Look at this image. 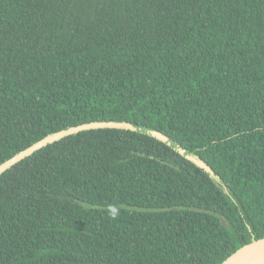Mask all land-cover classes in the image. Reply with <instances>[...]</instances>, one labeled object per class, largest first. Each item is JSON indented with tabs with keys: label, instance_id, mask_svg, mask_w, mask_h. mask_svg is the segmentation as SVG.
Listing matches in <instances>:
<instances>
[{
	"label": "trees",
	"instance_id": "obj_1",
	"mask_svg": "<svg viewBox=\"0 0 264 264\" xmlns=\"http://www.w3.org/2000/svg\"><path fill=\"white\" fill-rule=\"evenodd\" d=\"M0 264H222L264 238V0H0Z\"/></svg>",
	"mask_w": 264,
	"mask_h": 264
},
{
	"label": "water",
	"instance_id": "obj_2",
	"mask_svg": "<svg viewBox=\"0 0 264 264\" xmlns=\"http://www.w3.org/2000/svg\"><path fill=\"white\" fill-rule=\"evenodd\" d=\"M97 129H117V130H126V131H132V132L144 134L146 136L162 141L164 144L176 150L183 157L193 160L199 164V162L196 161L193 157H191V155L187 154L185 151L172 144V142H170L169 139H167L162 134L156 131L148 130L146 128H141V127H136L129 123L102 122V123L85 124L78 127L69 128L67 130L46 137L45 139L37 142L30 148L26 149L25 151L16 155L14 158L2 164L0 166V177L8 170H10L12 167L16 166L26 158L33 156L36 152L42 150L43 148L49 145L59 142L69 136L79 134L83 131L97 130ZM222 264H264V238L257 241H253L251 244L242 247L233 255H231Z\"/></svg>",
	"mask_w": 264,
	"mask_h": 264
}]
</instances>
